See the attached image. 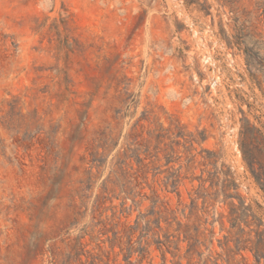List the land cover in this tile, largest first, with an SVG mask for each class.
<instances>
[{
  "label": "rangeland",
  "instance_id": "obj_1",
  "mask_svg": "<svg viewBox=\"0 0 264 264\" xmlns=\"http://www.w3.org/2000/svg\"><path fill=\"white\" fill-rule=\"evenodd\" d=\"M264 0H0V264H264Z\"/></svg>",
  "mask_w": 264,
  "mask_h": 264
},
{
  "label": "trees",
  "instance_id": "obj_2",
  "mask_svg": "<svg viewBox=\"0 0 264 264\" xmlns=\"http://www.w3.org/2000/svg\"><path fill=\"white\" fill-rule=\"evenodd\" d=\"M253 174L259 184L264 188V173H262V170L260 172H256V169H253Z\"/></svg>",
  "mask_w": 264,
  "mask_h": 264
}]
</instances>
